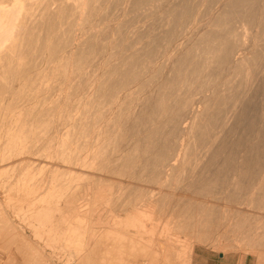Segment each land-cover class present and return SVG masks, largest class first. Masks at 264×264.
I'll return each mask as SVG.
<instances>
[{
    "label": "bare ground",
    "instance_id": "bare-ground-1",
    "mask_svg": "<svg viewBox=\"0 0 264 264\" xmlns=\"http://www.w3.org/2000/svg\"><path fill=\"white\" fill-rule=\"evenodd\" d=\"M110 165L91 184L114 203L83 243L92 220L55 222L50 200ZM8 182L79 264L264 259V0H0Z\"/></svg>",
    "mask_w": 264,
    "mask_h": 264
},
{
    "label": "rangeland",
    "instance_id": "rangeland-1",
    "mask_svg": "<svg viewBox=\"0 0 264 264\" xmlns=\"http://www.w3.org/2000/svg\"><path fill=\"white\" fill-rule=\"evenodd\" d=\"M111 167H113V165H110L108 168H104L105 170L104 169L98 170L97 167L96 168L94 167V169L91 170V172H92L91 177L92 178L85 179V181L81 180V181L75 182V184H74L75 190H74V188L69 190V195H67L66 198H64V199L61 198L62 194H60L61 191L59 190V193L55 194L56 196L54 195L53 199L50 200V203H49L50 208L54 207L56 204L58 206L60 205V207H59L60 211L55 213V218H54L55 222H60V219L66 215L69 217L72 216L70 218L73 220V221L71 220V223L72 222L75 223L74 220L77 217L87 218V219L90 218L92 220L91 224L89 226L81 228L82 230H84V234H85L84 236L82 235L80 237V240L83 243L86 241L87 238H90L93 235L94 229L97 226L94 222V219H96L98 215H97V213H94V211L96 212L97 211L96 209L99 208V206L100 207L102 206L101 203L104 200L109 201V205L107 207L109 209L111 208V205L114 203L112 196H108L104 199H102L101 197H98L96 195L97 191L95 190L94 186L91 184L92 180L93 179L96 180L100 175L108 176V177L111 176V177L116 178V175H114L111 171H109V168H111ZM49 168H51V167H49ZM73 168H77V167L73 166ZM106 169L108 170V172ZM98 173H100V174H98ZM95 175H99V176H95ZM9 184H10L9 182L4 183L5 187H2L0 185V259H2V260H0V262H1L0 264H71V263L72 264H75V263L79 264V259L74 254L75 253L74 250H71V252H73V255H72V257H69V255L66 254L65 252H63V250L54 249L49 244V240H48L49 235L47 236V234L43 233L42 227L37 226L39 224V221L44 222L45 219L40 218L39 215H35L36 212H31V211L26 212L25 210L27 209L26 208L27 206H26V202H24L26 200V198L25 197H20L21 199L17 198V197L12 198L13 196H11L9 189H8L10 186ZM75 185H78V186H75ZM86 185L88 186V189L86 188ZM89 185H91V186H89ZM83 189H84V191H83ZM92 190H94V192ZM73 191H74V193H73ZM80 191H82L83 193ZM85 191L87 192V194ZM62 192H64V191H62ZM85 194H86V196H85ZM93 194L95 197L93 196ZM74 197H75V199H74ZM88 198H90V199H88ZM94 198H95V200H94ZM91 199H92V201H91ZM27 200H29V199H27ZM55 200H57V201H55ZM83 200H85V201H83ZM8 201H9V203H8ZM256 201L258 202L257 199H256ZM59 202H60V204H59ZM121 202H122V200L119 201V205L121 204ZM68 204L76 206L78 208V212L68 213V211L64 207L65 205H68ZM82 206H84V208ZM88 206H90V207L88 208ZM95 206H96V208H95ZM93 208H94V210H93ZM16 209H17V211H16ZM86 209L89 210V212ZM13 211H15V212H13ZM261 214H264V213H261ZM1 221H2V223H1ZM31 225H35L36 227L34 228ZM72 225H74V224L72 223ZM36 233H38V235H39L38 237L35 236ZM44 242H45V244L48 243L47 246H44L45 245ZM89 242H91V239L89 240ZM259 248L260 247L254 248V252L250 253V251L246 250L247 247H244V248L240 247V248L235 249V251L225 252L222 250L216 251L213 248H210L208 246H205V247L195 246L194 254H193L194 259H193L192 264H264V259H262L261 261L258 260ZM56 250H58V251H56ZM68 261H70V262H68Z\"/></svg>",
    "mask_w": 264,
    "mask_h": 264
}]
</instances>
